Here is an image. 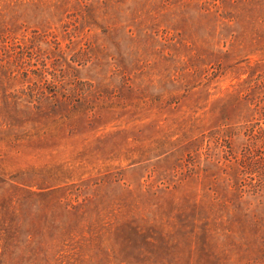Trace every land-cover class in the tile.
<instances>
[{
    "label": "rangeland",
    "instance_id": "obj_1",
    "mask_svg": "<svg viewBox=\"0 0 264 264\" xmlns=\"http://www.w3.org/2000/svg\"><path fill=\"white\" fill-rule=\"evenodd\" d=\"M0 30V213L20 239L31 220L66 262L187 264L225 152L264 127V0H0Z\"/></svg>",
    "mask_w": 264,
    "mask_h": 264
},
{
    "label": "trees",
    "instance_id": "obj_2",
    "mask_svg": "<svg viewBox=\"0 0 264 264\" xmlns=\"http://www.w3.org/2000/svg\"><path fill=\"white\" fill-rule=\"evenodd\" d=\"M7 37L0 33V40L8 42ZM251 134L250 143L239 154L232 146L225 152V175L216 190L222 213L205 216L199 237L202 247L197 253L191 247L187 250V264H264V213L256 212L259 209L264 212V127L253 129ZM259 141L263 147L257 145ZM247 195L256 197L260 206L249 204V199H245ZM36 224L34 221L33 226L30 220L31 228H36L20 239L24 229L17 214L1 212L2 254L14 257V264H72L66 262L69 250L62 254V245L48 242V239H57L54 234L47 239ZM12 233L15 236H11ZM227 239L231 243L224 245Z\"/></svg>",
    "mask_w": 264,
    "mask_h": 264
}]
</instances>
